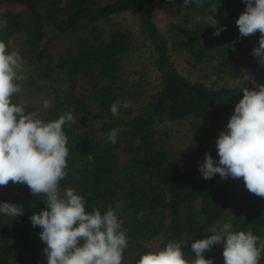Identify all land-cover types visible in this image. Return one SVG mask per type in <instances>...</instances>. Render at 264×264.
<instances>
[{"label": "trees", "instance_id": "trees-1", "mask_svg": "<svg viewBox=\"0 0 264 264\" xmlns=\"http://www.w3.org/2000/svg\"><path fill=\"white\" fill-rule=\"evenodd\" d=\"M177 3L176 23L164 32L155 20V0H0V41L13 50L20 36L18 51L28 76L24 90L29 86L42 96L39 104L25 103L24 93L13 102L22 103L26 112H39L46 122L73 114L76 122L64 126L69 157L59 190L82 195L87 212L99 208L103 214L121 205L118 219L128 238L122 264H135L141 254L169 241L187 243L182 251L194 261L191 243L213 234L218 221H230L233 231L251 229L260 240L264 237V198L244 187L236 199L217 185L223 180L219 174L205 180L200 164L187 166L157 130L187 121L196 138L210 144L202 163L206 152L218 162L216 139L226 130L242 89L254 87L244 76L264 84V65L252 55L261 34L240 36L236 20L245 10L242 0H204L203 7ZM126 15L135 18L138 35L117 21ZM209 15L225 28L218 37L208 25ZM145 44L158 83L134 108L130 102L139 84L125 76V63ZM175 54L200 65L211 84L181 74ZM43 99L52 106L43 108ZM118 101L131 106L121 107L114 117L110 108ZM113 128L120 129L115 143L105 138ZM43 200L26 184L0 186V202L23 208L16 218L0 215V264H47L46 255H36L42 229L30 221L45 208ZM222 251L223 244L215 245L204 256L224 264Z\"/></svg>", "mask_w": 264, "mask_h": 264}, {"label": "clouds", "instance_id": "clouds-1", "mask_svg": "<svg viewBox=\"0 0 264 264\" xmlns=\"http://www.w3.org/2000/svg\"><path fill=\"white\" fill-rule=\"evenodd\" d=\"M245 10L236 24L240 36L248 37L259 32L258 46L252 55L264 65V0H242ZM184 5L195 3L204 6V0H183ZM213 6L211 11L216 12ZM208 25L216 28L218 37L225 30L218 26L214 16L207 18ZM24 58L18 50H9L0 41V186L11 181L26 184L33 196L44 197L45 208L33 213V227H40L41 241L47 264H122L128 238L122 230L117 211L121 207H108L103 214L99 208L85 210L84 197L74 189L59 190L66 175L69 148L65 124L75 123L71 112L62 113L52 121H45L37 111L26 112L22 103L13 98L24 91L28 76ZM136 77H131L134 81ZM253 88L242 89L243 96L235 105L226 130L216 139L218 162L210 153L199 165L205 180L219 174L221 179L243 178L246 189L264 198V84H256L250 75ZM43 108L51 107L49 99L42 100ZM128 102H115L110 111L119 117L120 108ZM120 129L113 128L105 138L115 143ZM23 214L22 206L0 202V215L16 218ZM219 230L191 243L194 261H189L182 247L184 241H169L165 247L141 254L135 264H214L204 253L213 246L223 244L224 264H260L264 241L251 229L233 231L230 221H218ZM81 241H83L81 243ZM132 264V262H130Z\"/></svg>", "mask_w": 264, "mask_h": 264}, {"label": "rangeland", "instance_id": "rangeland-1", "mask_svg": "<svg viewBox=\"0 0 264 264\" xmlns=\"http://www.w3.org/2000/svg\"><path fill=\"white\" fill-rule=\"evenodd\" d=\"M177 4V0H155V20L164 32L171 27V23H176L173 12L177 8ZM117 21L124 26L131 27L138 35L136 21L133 16L126 15L117 18ZM21 43L22 39L20 36L13 40L15 50L19 49ZM187 60L185 56L180 54L173 56L177 70L185 77L211 84V79L207 77L208 72L202 71L200 65L194 66L188 63ZM125 65V76L136 77L134 81L139 84V87L135 90L137 98L130 102L134 108H138L147 99L148 95L153 92L158 83V73L154 67L151 48L148 44L139 46L135 52L131 53L126 59ZM231 80L226 79L227 82H231ZM23 93V101L25 103L39 104L41 102L42 96L35 94L31 87L28 86ZM157 130L161 139L178 154L187 166H197L202 163L203 152L210 147V144L204 138H196L187 121L165 123L160 125ZM217 185L227 188L236 199L239 198L245 187L244 180L232 177L218 181ZM216 230L218 231L219 229ZM262 241H264V237ZM37 245L38 251L36 250V255L44 256L43 249L46 245L41 241L40 237L37 239Z\"/></svg>", "mask_w": 264, "mask_h": 264}]
</instances>
